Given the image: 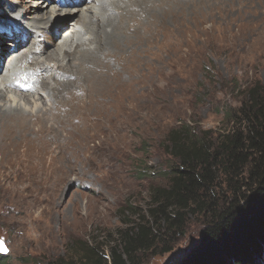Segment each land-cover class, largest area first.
<instances>
[{
  "label": "rangeland",
  "instance_id": "rangeland-1",
  "mask_svg": "<svg viewBox=\"0 0 264 264\" xmlns=\"http://www.w3.org/2000/svg\"><path fill=\"white\" fill-rule=\"evenodd\" d=\"M35 1L43 0H0L2 52L3 47L8 46L7 38L1 34H6L2 32L6 28L3 26L5 22H18L25 26L29 20V17L19 19L18 16L9 15L7 11L10 10L15 15L14 11L20 8L23 13L19 16L26 17L29 15L26 9L37 6L33 4ZM62 1L63 4L69 2ZM176 1L178 0H171L166 6L160 1H153L147 17L144 14L139 16L141 21L145 19L139 28L127 25L124 32L127 39L118 43L113 52L115 59L121 55L128 56L120 65L113 58L109 59L112 67L110 70L115 73L111 74L109 70L99 78V96L94 97V87L91 84L94 78H87L86 82L80 78L87 69L84 68L86 63L78 62L83 69L80 73H75L76 79H68L72 83L67 84L68 94L64 92L62 96H58L57 102L52 101L50 104L52 110L43 113L44 117L49 118L48 123L59 127L57 121L68 118L67 114L69 111L71 113V106L74 107L75 103L85 106L93 100L117 103L118 97H113L114 92H118L117 83L126 79L133 71L135 58L131 55L135 52V46L143 42L144 49L151 52L143 58L146 80L152 78L156 82L154 67L158 65V60L155 53L161 50L163 57L167 58V39L176 20L172 5ZM57 2L58 0H48L46 12H51ZM188 2L185 7L177 6L176 12L186 11L185 21L194 25L190 20L196 14L193 15L189 10L196 7L197 1ZM89 3L90 1L83 3L82 6ZM125 3L128 0H122L119 4ZM147 5L142 4L141 7L145 8ZM215 7L216 5L206 8L204 12L205 27L210 34L206 48L200 55L189 60L181 55L189 47L191 51H196L195 45L192 47L188 44L187 47L184 44L178 48L170 65L173 69L172 76H161L156 82L158 86H153L159 90L154 93L151 91L153 95H146L148 100L151 97L155 99L156 106L144 110L142 123L130 121L117 134L118 137L110 135L111 140H102L98 133L94 141L89 142V146L94 145L93 158L77 157L70 167L65 162V168L58 173H51L50 170L31 174L0 172V178L4 180L0 186V240L6 248L3 255L6 256L7 264H58L60 260L72 256L78 260V264H82L78 252L84 242L93 245L98 253L103 252L108 257L109 249L119 245L125 232L135 228L140 222L154 224L149 213L152 207L150 193L153 188L168 186L169 172L178 162L170 153V134L182 127L195 135L205 131L217 134L227 130L232 125L227 114H235L249 88L264 81V38H256L255 41V36L249 34L248 30L244 34V40L240 41L236 24L238 12ZM42 11H34L33 14L40 15ZM159 12L168 16L167 25L156 22ZM199 16L201 15L198 14ZM69 23L71 24L63 32L74 27V20L71 19ZM19 31L18 28L16 40L30 38L24 35V31L21 34ZM63 32L55 45L48 44V52L43 57L52 54V50L62 44ZM7 36L11 34L7 33ZM14 36L15 32L11 37ZM194 40L199 42L197 38ZM165 42L159 49L157 44ZM110 43L113 45V40ZM169 44L171 43L168 42ZM2 66L0 63V69ZM46 82L54 83L51 78H46ZM122 89L124 88L121 87L120 90ZM148 89L147 92L150 93L152 89ZM72 91L76 95L69 97ZM38 92L47 93L41 88ZM65 94L66 97L63 96ZM126 94L121 96L125 97ZM75 97L81 99L77 100ZM72 117L74 123L78 118L82 121L80 113H75ZM27 121L40 132L37 117L29 115ZM69 129L63 128L61 131L65 135L71 132ZM208 218V214L202 213L188 215L182 229L167 235L165 243L171 246L169 252H161L164 246L162 239L152 249L139 252L136 261L139 264H179L198 243ZM254 264H264V248L260 254L255 255Z\"/></svg>",
  "mask_w": 264,
  "mask_h": 264
},
{
  "label": "bare ground",
  "instance_id": "bare-ground-1",
  "mask_svg": "<svg viewBox=\"0 0 264 264\" xmlns=\"http://www.w3.org/2000/svg\"><path fill=\"white\" fill-rule=\"evenodd\" d=\"M88 1H90L89 4L82 6ZM121 1L69 0L61 6L54 4L49 13L46 12L48 0L35 1L33 4L37 6L30 10L26 9L29 15L26 17L23 15L22 18L19 14L23 13V9L17 8L14 11L15 15L10 10L7 11L9 15L18 16L19 19L29 17L19 33L24 31V35L30 38L16 40L18 33L14 25L7 21L3 25L7 24L8 32L11 36L15 32V36L6 37L7 32L1 33L7 38L8 46L3 47L4 52L0 48V53L2 52L0 63L3 65L0 69V172L31 174L36 171L50 170L51 173H58L65 168V162L70 167L74 165L73 161L77 157L93 158L94 145L89 146V142L94 141L98 133L101 134L102 140H111L110 135L114 134L118 137L117 134L123 131L126 128L124 125H128L130 121L142 123L144 110L156 106L155 99L151 97L148 100L146 95H153L157 89L159 90L158 87L153 88V86H158L156 82L161 76H172L173 69L170 65L178 48L184 44L187 47L195 45L196 51H191L189 47L181 55L186 60L200 55L206 48V41L210 37L209 30L205 27L206 8L216 5L217 9L225 8L238 12L236 24L240 41L244 40V34L248 30L249 34L255 36V41L256 38H264V0H218L217 2L196 0V7L189 10L193 15L196 14L195 18L190 20L195 26L185 21L186 11L176 12L177 6H187L188 0H178L174 3L175 5H172L173 17L176 20L167 39V51L165 49L167 58L163 57L161 50L155 53L158 60V65L154 67V72L157 74V78L154 79L156 82L152 78L146 80L143 58L149 56L151 52L144 49L143 42L135 46V52L131 55L135 58L133 71L126 79L117 83L118 92H114L113 96L118 97L117 103L94 100L87 106L75 103L74 107L68 108L71 113L70 111L68 114L65 113L69 115L68 118L57 121L60 124L59 127L49 124V118L44 117L43 113L52 110L50 104L57 102L56 98L67 92V84H72L68 79H76L75 73L81 72L83 68L79 67L78 62L86 63L84 68L87 69L80 78L83 82H86L87 78H94V82L91 83L94 87V97L99 96L101 92L99 78L112 68L110 67L111 58L120 65L128 56L121 55L115 59L113 52V48L118 43L127 39V35L124 34L127 25L139 28L145 20L141 21L139 16L144 14L143 16L147 17V12L152 7L151 2L160 1L166 6L171 0H128L125 5L119 4ZM138 3L148 5L144 8ZM38 10H43L40 15L33 14ZM198 14L201 16L198 17ZM157 18V23L167 25L168 16L163 12H159ZM71 19L75 21L74 27L68 32H63L64 28L71 24L69 23ZM20 26V23L15 24V27ZM61 32L64 33L62 44L53 49L52 54H46L47 56L43 57L48 52V44L55 45ZM196 38L199 40L198 43L194 40ZM3 39L4 37L2 41ZM112 40L113 45L110 43ZM168 42L171 44L168 45ZM145 43L147 44V41ZM165 44L166 42L157 45L160 49ZM42 57L43 59H40ZM64 61L66 62L63 63ZM110 73L114 74L115 71L110 70ZM46 78H51L54 83L46 82ZM121 87L124 89L120 90ZM40 88L47 91L46 95L38 92ZM147 88L152 89L150 93L147 92ZM123 93H127L125 97L121 96ZM66 94L63 96L66 97ZM73 95L76 94L72 91L69 97ZM60 103L63 106V103ZM75 113L81 114L82 121L79 118L75 123L72 121ZM29 115L37 117L40 132L27 121ZM63 128H70L71 132L64 135L61 131ZM3 181L0 178V186Z\"/></svg>",
  "mask_w": 264,
  "mask_h": 264
},
{
  "label": "trees",
  "instance_id": "trees-1",
  "mask_svg": "<svg viewBox=\"0 0 264 264\" xmlns=\"http://www.w3.org/2000/svg\"><path fill=\"white\" fill-rule=\"evenodd\" d=\"M232 125L215 134L179 128L169 136L177 165L166 187L153 188L154 224L140 222L121 236L108 257L83 243L82 264H139L136 255L182 229L188 215L208 214L198 243L179 264H254L264 248V81L247 91ZM0 264H7L0 253ZM58 264H78L74 256ZM80 264V263H79Z\"/></svg>",
  "mask_w": 264,
  "mask_h": 264
},
{
  "label": "water",
  "instance_id": "water-1",
  "mask_svg": "<svg viewBox=\"0 0 264 264\" xmlns=\"http://www.w3.org/2000/svg\"><path fill=\"white\" fill-rule=\"evenodd\" d=\"M0 253L1 254L6 253V248L2 240H0Z\"/></svg>",
  "mask_w": 264,
  "mask_h": 264
}]
</instances>
